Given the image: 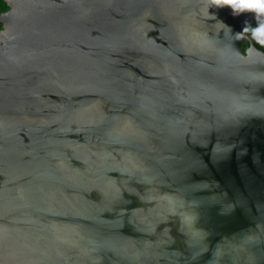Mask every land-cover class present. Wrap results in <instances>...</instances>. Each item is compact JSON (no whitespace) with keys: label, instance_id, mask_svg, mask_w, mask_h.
Here are the masks:
<instances>
[{"label":"water","instance_id":"1","mask_svg":"<svg viewBox=\"0 0 264 264\" xmlns=\"http://www.w3.org/2000/svg\"><path fill=\"white\" fill-rule=\"evenodd\" d=\"M3 1L0 264H264L255 14Z\"/></svg>","mask_w":264,"mask_h":264},{"label":"clouds","instance_id":"2","mask_svg":"<svg viewBox=\"0 0 264 264\" xmlns=\"http://www.w3.org/2000/svg\"><path fill=\"white\" fill-rule=\"evenodd\" d=\"M212 6L216 8L227 7L233 11L234 15L242 13H254L258 26L251 27L245 21V27L242 32L236 33L237 40H243L250 34L255 44L264 48V0H210Z\"/></svg>","mask_w":264,"mask_h":264},{"label":"trees","instance_id":"3","mask_svg":"<svg viewBox=\"0 0 264 264\" xmlns=\"http://www.w3.org/2000/svg\"><path fill=\"white\" fill-rule=\"evenodd\" d=\"M0 9L1 10H6L7 9V4L3 1V0H0ZM257 25H252L251 27H256ZM250 35V34H249ZM251 37V36H250ZM255 44V42H254ZM255 46L261 50L264 51V48H261L259 45L255 44Z\"/></svg>","mask_w":264,"mask_h":264},{"label":"flooded vegetation","instance_id":"4","mask_svg":"<svg viewBox=\"0 0 264 264\" xmlns=\"http://www.w3.org/2000/svg\"><path fill=\"white\" fill-rule=\"evenodd\" d=\"M8 10H9V7L7 6V9H6V10H1V9H0V12H6V11H8ZM2 28H3V25L0 24V32H1Z\"/></svg>","mask_w":264,"mask_h":264}]
</instances>
